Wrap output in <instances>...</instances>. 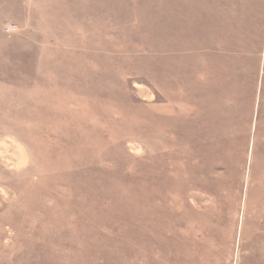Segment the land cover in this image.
<instances>
[{"label":"rangeland","instance_id":"1","mask_svg":"<svg viewBox=\"0 0 264 264\" xmlns=\"http://www.w3.org/2000/svg\"><path fill=\"white\" fill-rule=\"evenodd\" d=\"M0 264H264V0H0Z\"/></svg>","mask_w":264,"mask_h":264}]
</instances>
